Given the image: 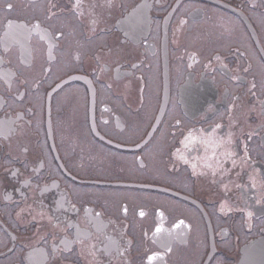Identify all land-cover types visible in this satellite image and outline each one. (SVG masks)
<instances>
[{
	"label": "flooded vegetation",
	"instance_id": "flooded-vegetation-1",
	"mask_svg": "<svg viewBox=\"0 0 264 264\" xmlns=\"http://www.w3.org/2000/svg\"><path fill=\"white\" fill-rule=\"evenodd\" d=\"M258 243L264 0H0V264Z\"/></svg>",
	"mask_w": 264,
	"mask_h": 264
},
{
	"label": "water",
	"instance_id": "water-1",
	"mask_svg": "<svg viewBox=\"0 0 264 264\" xmlns=\"http://www.w3.org/2000/svg\"><path fill=\"white\" fill-rule=\"evenodd\" d=\"M260 249L259 243L258 244H253L250 247L247 248V252H246V256L243 259V261L241 262V264H246L250 261H252L251 256L253 255V253L257 252ZM249 259V261H248Z\"/></svg>",
	"mask_w": 264,
	"mask_h": 264
},
{
	"label": "rangeland",
	"instance_id": "rangeland-1",
	"mask_svg": "<svg viewBox=\"0 0 264 264\" xmlns=\"http://www.w3.org/2000/svg\"><path fill=\"white\" fill-rule=\"evenodd\" d=\"M240 41V39L238 38H228V43H234V42H238Z\"/></svg>",
	"mask_w": 264,
	"mask_h": 264
},
{
	"label": "snow or ice",
	"instance_id": "snow-or-ice-1",
	"mask_svg": "<svg viewBox=\"0 0 264 264\" xmlns=\"http://www.w3.org/2000/svg\"><path fill=\"white\" fill-rule=\"evenodd\" d=\"M141 215H143V213H141ZM249 215H251V213H249ZM160 229H157V231H159Z\"/></svg>",
	"mask_w": 264,
	"mask_h": 264
}]
</instances>
